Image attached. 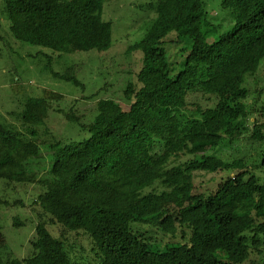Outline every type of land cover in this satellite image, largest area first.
Listing matches in <instances>:
<instances>
[{"label": "trees", "instance_id": "1", "mask_svg": "<svg viewBox=\"0 0 264 264\" xmlns=\"http://www.w3.org/2000/svg\"><path fill=\"white\" fill-rule=\"evenodd\" d=\"M105 1L2 3L10 39L42 48L35 57L52 65L57 58L111 50L114 23L104 19ZM219 1L233 16L224 31L211 23L201 0L147 5L154 16L128 49L142 54L136 81L127 84L122 101L101 99L87 123L67 117L78 133L66 141L48 127L53 103L65 94L44 88L31 95L24 78L13 81L16 113L26 129L0 119L1 193L30 185L39 193L31 205L37 222L30 252L25 258L8 254L5 264H80L71 256L72 235L91 243L90 264H245L252 253H262L264 184L257 172H264V86L252 88L250 81L264 65V0ZM196 48L201 53H193ZM105 65L100 59L101 77L108 74ZM63 72L51 75L87 90L77 66ZM195 95L205 105L191 108ZM243 139L256 147L254 157L213 154ZM43 148L51 152V169L37 181L32 167ZM197 172L231 175L220 188H232L227 199L247 191L250 213L195 194ZM0 207L26 208V202L0 195ZM23 225L14 218V228ZM142 227L181 235L182 242L163 250ZM6 249L0 240V251Z\"/></svg>", "mask_w": 264, "mask_h": 264}, {"label": "rangeland", "instance_id": "2", "mask_svg": "<svg viewBox=\"0 0 264 264\" xmlns=\"http://www.w3.org/2000/svg\"><path fill=\"white\" fill-rule=\"evenodd\" d=\"M3 0H0V119L7 124L13 125L20 130H25L22 125V118L18 112L20 107L11 93V85L18 78H24L29 84L31 95H39L44 88H50L65 94L66 99L61 103H53L48 127L56 139L68 140L71 136L77 135V130H73V123L67 117H76L81 123L92 120L97 112V104L101 99H115L122 101L123 91L127 84L136 81V75L142 66V54H129V46L139 41L145 34L147 24L150 23L154 13L146 8L147 5L155 3L157 0H106L104 5V19L114 23L113 40L111 50L105 54L97 52L76 54L63 59H55L49 65L47 58H37L36 54L42 48L17 43L10 39V27L6 28L8 16L4 11ZM208 8L210 21L214 26H219L221 31L231 26L233 16L230 11L224 10L220 6L219 0H201ZM175 40V35L170 38ZM175 49L171 50L174 54ZM193 53H201V49H193ZM106 62L108 74L101 77L98 66L100 59ZM70 65L77 66L79 77L88 85L85 92L71 87L70 84L54 79L51 70L64 73V69ZM44 66H49L44 70ZM252 88L264 86V65L260 69L257 78L250 81ZM84 96V97H83ZM191 108L196 104L205 105V99L201 95H195L189 99ZM249 140L243 139L233 148L225 147L217 150L213 154L223 159H250L255 156L256 147ZM51 152L47 148L42 149L41 157L33 162L32 171L37 175V181L49 176L51 169ZM248 162L252 165L250 160ZM261 183L264 184V172H257ZM231 175L226 173H206L197 172L195 174L194 185L195 194L203 197H214L218 201H227L229 204L238 205V213H250V199L247 191H239L237 198L231 196L227 199L229 186H224ZM39 190L34 185L28 188L19 187L16 191H8L6 196L11 201L21 199L26 202V208H2L0 207L1 226L4 236L0 237L1 242L6 243L7 249L0 251V264H5L7 255L11 258H25L29 254V242L35 234L36 214L32 212L31 205ZM14 218H19L24 225L19 228L13 227ZM141 233L152 237L161 249H166L170 245L182 242L181 235L177 237L157 233L154 229L141 228ZM189 235L186 239H188ZM71 256L80 259V264H90L93 262V255L90 253L91 243L84 235L74 236L71 239ZM245 264H264V248L262 253H252Z\"/></svg>", "mask_w": 264, "mask_h": 264}]
</instances>
